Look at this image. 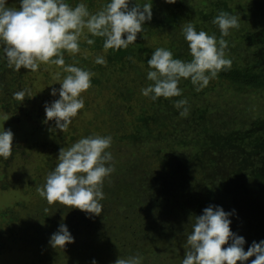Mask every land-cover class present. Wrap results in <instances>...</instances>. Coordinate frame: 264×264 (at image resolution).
Wrapping results in <instances>:
<instances>
[{
  "label": "rangeland",
  "instance_id": "rangeland-1",
  "mask_svg": "<svg viewBox=\"0 0 264 264\" xmlns=\"http://www.w3.org/2000/svg\"><path fill=\"white\" fill-rule=\"evenodd\" d=\"M143 1L159 2L156 4L157 8L167 4L165 0ZM67 2L74 7L80 0H67ZM84 2L89 11L95 13L108 0H84ZM175 3L179 4L183 10L182 27L192 23L194 26H199L198 30L215 35L217 40L223 38L228 43L225 50L227 58L233 57L239 44L233 34L236 28L230 29L228 36L221 37L219 28L212 23L213 20L206 22L205 26L203 22H199L200 12L209 13L211 10L210 0H185L184 2L176 0ZM169 4L173 6V3ZM228 4L233 9L232 15L238 18L240 30L254 32L264 27V0H228ZM7 6L18 8L19 0H7ZM239 6L241 8H238ZM159 36L161 38L157 39ZM85 37L91 38L86 28L82 30L79 41L80 51L71 54L62 50V54L66 65L74 64L91 72V62H94L97 56H104V53L100 52L97 55L90 52L86 47ZM154 38L149 45L153 50L158 47L168 49L173 44L175 47L181 46L188 49L182 35V28L164 32ZM126 67L123 71L119 70L118 72H121L115 77H111L102 89L91 86L82 93L84 108L73 118L68 130L60 132L58 129L53 131L54 121L45 122L44 105L46 102L50 103L59 98L58 95L51 96L50 91L52 88L60 87L59 83L66 75L62 68L41 63L36 72L24 68L14 72L7 67L5 60L0 59V130L10 129L14 134L12 155L7 160L0 159V264H75V258H72L73 252L75 248L78 249V246L82 245L76 240L79 236L71 232L69 226L73 228V225L69 224V221L72 216L75 218L80 210L59 203L49 205L39 196L37 189L43 186L47 174L58 163L59 150L67 149L72 145V136L76 138L75 143L89 135L112 137L111 146L107 151L112 154L111 163L114 171L103 181L104 199L101 201L103 210L100 216L104 214L107 217L108 212H115L118 216L113 225L114 239L108 247L102 248L101 252L91 251L89 254L92 260L97 259V264H114L117 258L138 256L134 254L139 251V235L142 236V232L149 229L153 230L157 236L164 237L167 233L166 237H170L174 243L179 244L180 249L172 248L171 254L167 256L170 260L173 259L172 264H181L185 253L183 245L186 235L191 231L188 223L175 220L174 227L170 230L173 224L167 221L147 219L148 221L144 222L146 228L140 220L144 214L151 215L148 214V210L144 213L138 212L139 205L136 198L126 196L123 192H117V200L110 197L109 192L113 184H120L121 187L126 183L130 184V175L142 176L143 172L148 170V172L157 171L156 174L161 177L163 175L159 173L163 169L161 158L169 152L167 142L161 144L159 141L156 144L155 140L151 139L132 145L130 140L123 138L130 132L140 114L151 112L148 114L150 117L154 113L151 104H142L149 99L141 94V89L152 83L146 78L149 68L136 63ZM57 73H59V79L56 78ZM217 84L215 80L213 83L209 82L208 86L201 90L209 92L205 101L197 104L211 112L210 116L214 120L235 118L239 123L248 125L255 120L264 119V89H247L244 93H239L231 90L227 84L216 88ZM24 88L30 90L32 98L25 97L23 102L13 99V93ZM4 89L9 93H2ZM167 101L174 104L173 100L167 99ZM9 105L12 108L10 112H6V107ZM17 105L19 109L16 108ZM175 155L177 156L178 153ZM176 165V163L173 164L174 169ZM131 205L138 207L132 211ZM260 205L264 206V204ZM45 209L48 210L47 213ZM61 223L69 228L74 242L67 244L64 249L53 248L49 244V239ZM181 229H185L182 232L186 233L183 234ZM171 231L176 233L172 234ZM179 231L183 235L181 244L173 238ZM82 243L85 249L89 251L93 249L86 241ZM250 259L253 258L250 257ZM80 263L81 261L77 262V264ZM142 264L171 263L162 256L157 260L148 259Z\"/></svg>",
  "mask_w": 264,
  "mask_h": 264
},
{
  "label": "clouds",
  "instance_id": "clouds-1",
  "mask_svg": "<svg viewBox=\"0 0 264 264\" xmlns=\"http://www.w3.org/2000/svg\"><path fill=\"white\" fill-rule=\"evenodd\" d=\"M175 3L176 0H165ZM131 5V6H130ZM152 19L151 3L143 5L137 0H108L99 11H89L84 0L74 7L67 0H19V7L7 6V0H0V59L14 72L21 68L36 72L41 63L62 68L64 75L60 87L52 88L50 95L58 99L44 105L45 122L54 121L55 131L66 132L78 112L84 108L81 95L91 85L94 75L88 70L65 64L64 52L76 54L80 51L82 30L87 29L92 37L103 39V49L121 50L135 43L137 34L144 30L146 21ZM212 23L221 37H226L230 29L239 27L238 18L220 11ZM182 35L188 47L190 60L174 58L167 48H156L147 65L146 78L152 83L141 89L144 97L153 102L158 98L181 97L180 80L190 79L196 92L208 86L221 70L231 67L226 58L228 43L223 38L217 40L204 30L197 31L192 23L182 27ZM123 37V38H122ZM88 45L94 39L85 37ZM106 64L103 56L94 61ZM59 79V73L56 76ZM32 98L29 89L13 93V99L23 102ZM188 101H174V107L181 117L189 114ZM14 134L10 129L0 130V159L7 160L12 155ZM112 143L110 135H89L82 137L67 149L61 148L58 163L37 189L39 196L49 205L59 203L78 209L87 218L102 213L104 199L103 181L113 171L112 154L107 151ZM47 213V209L44 210ZM233 209L226 212L222 207L209 205L202 214L194 216L191 231L186 235L185 249L181 264H264V240L253 241L245 251V239L230 230ZM74 242L67 226L61 223L49 239L53 248H62ZM91 264H97L93 259ZM114 264H141L139 256L117 258Z\"/></svg>",
  "mask_w": 264,
  "mask_h": 264
},
{
  "label": "trees",
  "instance_id": "trees-1",
  "mask_svg": "<svg viewBox=\"0 0 264 264\" xmlns=\"http://www.w3.org/2000/svg\"><path fill=\"white\" fill-rule=\"evenodd\" d=\"M146 2L152 5V19L145 22L144 30L137 34L135 43L126 49L115 51L104 50L103 39L100 37L91 36L90 39L95 41L93 45L86 43L90 52L97 55L103 52L106 59L104 65L91 62V73L94 74L91 78L92 86L102 89L111 77L127 68L126 65L136 63L148 67L147 59L154 51L149 45L154 37L164 32L181 30L184 19L179 4L173 3V6H169L167 3L157 8L156 4L159 2L137 1L141 5ZM209 7V13L199 14V22H203L204 26L220 11L230 14L233 12L228 0H210ZM195 28L200 30L199 26ZM237 33L242 35L238 36ZM233 34L239 44L233 57L229 58L231 67L221 70L210 82L215 80L218 83L216 88L227 84L231 90L239 93H244L247 89H264V27L254 32L236 28ZM160 38L161 36L157 37ZM168 49L173 52L174 58L191 59L186 47H175L173 44ZM119 70L121 71L118 72ZM178 87L183 90L182 96L168 99L173 102L186 99L189 107L186 117H181L174 104H170L167 99L161 97L153 102L149 98L142 104H151L153 115L148 116L151 112L140 114L130 132L123 137L130 140L132 145L151 139H154L156 144L159 141L161 144L167 142L169 152L161 158L163 169L159 171L163 175L159 177L157 171L148 170L144 171L142 176L130 175V184L126 183L123 187L113 184L109 192L110 197L117 200V192H123L126 196L136 198L138 212L144 213L148 210L151 215L144 214L140 220L146 228L145 220L167 221L170 224L179 220L188 223V228H191L194 216L201 215L202 210L209 205L220 206L226 212L234 209L235 214L230 217V230L244 237L246 251L253 241L259 243L264 240V206L260 205L264 204V119L255 120L248 125L239 123L235 118L214 120L210 116L211 112L197 105L205 101L208 90L196 92L190 79L183 78ZM2 93L9 92L4 89ZM6 108L5 111L10 112L12 106ZM16 108L20 107L17 105ZM75 139V136H72V144ZM175 163L177 165L174 169ZM136 207L138 206L131 205L130 209L135 211ZM81 213L82 211L75 218L72 216L69 221V224L73 225V228L69 226L71 232L79 236L76 240L82 245L78 246V249L75 248L72 258H75V264L80 261V264H91L92 257L89 253L101 252L102 248L108 247L114 239L113 225L118 216L115 212H108L107 217L103 214L87 218L86 213ZM173 227L174 224L169 229ZM183 230L185 229H181V232ZM181 232L175 237L172 236L180 244L182 233H186ZM166 236H157L149 229L142 232V236L139 235V251L136 250L138 252L134 255L140 256L141 264L148 259L157 260L162 256L171 264L174 262L167 255L171 254L172 248L178 250L180 246ZM85 241L93 249H85L82 243ZM95 260L97 262V259ZM250 261L249 258L245 264H250Z\"/></svg>",
  "mask_w": 264,
  "mask_h": 264
}]
</instances>
